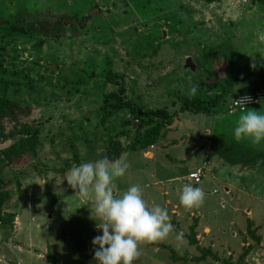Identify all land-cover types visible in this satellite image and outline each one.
Masks as SVG:
<instances>
[{
  "label": "rangeland",
  "instance_id": "rangeland-1",
  "mask_svg": "<svg viewBox=\"0 0 264 264\" xmlns=\"http://www.w3.org/2000/svg\"><path fill=\"white\" fill-rule=\"evenodd\" d=\"M91 14L89 33L75 35L68 29L43 48L37 34L0 33V97L31 106L32 115L24 122L42 126L33 163L41 172L21 176L23 195L15 194L5 207V216L17 218L13 226L0 225V264H52L49 252L60 264H95L92 240L102 235L100 221L90 215V198L68 185L67 174L82 163L103 159L112 139L127 146L140 135L137 120L124 126L133 119L128 111L106 127L102 124L105 101L117 91L107 83L109 71L125 75L126 98L143 111L179 114L155 147L123 155L129 167L116 181L117 190L184 175L198 160L206 170L200 215L193 208H174L163 198L173 231L157 246L141 243L133 264H264V157L231 167L214 154L218 142L264 153V141H236L233 135L244 112L230 115V107L241 94L254 93L250 84L235 87L212 116L181 113L178 100L213 99L221 94L218 82L230 72L264 65V6L252 0H0L4 20H27L28 26L38 18ZM188 59L195 71L186 67ZM193 85L197 92L190 96ZM257 94L260 105L247 111L264 113V92ZM62 169L66 172L60 173ZM180 181L182 187L189 185L185 178ZM142 191L156 196V190ZM249 219L261 243L249 234ZM178 232H183L181 241L175 238ZM193 234L198 245L191 246ZM249 246L254 249L242 262ZM202 249L218 259L193 262ZM184 257L187 262L176 261Z\"/></svg>",
  "mask_w": 264,
  "mask_h": 264
},
{
  "label": "trees",
  "instance_id": "trees-1",
  "mask_svg": "<svg viewBox=\"0 0 264 264\" xmlns=\"http://www.w3.org/2000/svg\"><path fill=\"white\" fill-rule=\"evenodd\" d=\"M208 1L212 3L215 0ZM252 2L264 6V0H252ZM93 19V14L83 18L68 15L55 20L38 18L34 20L35 26H28L27 20L17 19L14 21H6L0 16V33L2 30H7L10 34H20L22 36L37 34L42 37L39 47L43 48L48 39H61L67 34L68 29L73 30L75 35L89 33L87 26ZM107 83L116 86L117 91L110 94L108 100L105 101L102 119L103 126L106 127L118 114L128 111L132 114L133 119L126 122L124 126L131 127L133 125L132 122L137 120L140 135L127 146L123 145L118 139H112L105 150L103 159L114 162L121 160L127 152L136 153L155 147L164 132L174 125L175 118L179 114L171 115L166 109H149L143 111L141 107L136 106L132 100L126 98L127 88L125 75H118L109 71ZM241 83L246 85L249 83L251 90L254 92L252 94L257 95L259 98L257 92H264V65L247 67L242 73L230 72L224 80L218 82L217 86L221 89V94L213 99L203 100L200 98L179 97L178 100L182 105L180 112L195 115H216L226 105L230 92ZM260 103L259 99L257 106ZM139 114L141 117L138 116ZM31 115V106L0 97V146L10 143L9 146L0 150V225L2 226H13L17 218L15 214L5 216V207L15 194L18 196L23 195L24 190L20 177L25 176V174L30 175L41 172L39 166H33V163L38 159L42 126L39 121L32 123L24 122ZM8 125H14V129L8 130ZM214 151L219 159L231 167L248 165L264 157V153L255 152L250 148L241 146L227 145L223 142H218ZM59 172L65 173L66 171L62 169ZM204 178L205 176L202 182ZM202 182L191 185L193 187H200ZM8 217L9 219H7ZM247 222L249 225V234L257 243H261V237H257L255 230H252L254 222L250 219ZM189 243L191 246L198 245L196 234L189 237ZM151 244L157 246L156 242ZM253 249L251 246L246 249L245 254L241 257L242 262L245 261V258ZM35 251L41 252L40 250ZM66 252H68V249ZM49 253V262L52 264H60L58 258ZM208 257L218 259L211 250L202 249V256L194 258L193 262L202 263ZM180 260L187 262L186 257L176 259L177 262ZM226 264L233 263L227 261Z\"/></svg>",
  "mask_w": 264,
  "mask_h": 264
},
{
  "label": "clouds",
  "instance_id": "clouds-1",
  "mask_svg": "<svg viewBox=\"0 0 264 264\" xmlns=\"http://www.w3.org/2000/svg\"><path fill=\"white\" fill-rule=\"evenodd\" d=\"M196 92L197 86L193 85L188 94L194 96ZM236 102L244 106L251 103V97H241ZM233 135L236 141L249 139L253 144L264 141V113L249 110L241 114ZM128 167L122 160L100 159L73 167L67 174L68 185L90 198V215L100 221L97 228L102 235L92 240L95 264H133L140 255L141 243L163 241L173 231L167 209L159 205L150 207L141 186L132 185L117 193L116 181L125 176ZM204 195L199 187L185 185L180 203L190 209L201 204ZM175 238L183 240V232H178Z\"/></svg>",
  "mask_w": 264,
  "mask_h": 264
},
{
  "label": "crops",
  "instance_id": "crops-1",
  "mask_svg": "<svg viewBox=\"0 0 264 264\" xmlns=\"http://www.w3.org/2000/svg\"><path fill=\"white\" fill-rule=\"evenodd\" d=\"M242 95V94H241ZM244 95V94H243ZM214 154H215V156L217 155L216 153H215V151H214ZM201 156V155H200ZM207 158V157H206ZM124 159H126V158H124ZM199 159H200V157H199ZM205 159V158H204ZM219 159V158H218ZM150 162L152 161V160H149ZM202 161H203V159H202ZM217 161V160H216ZM152 162H154V161H152ZM198 162V166L194 169L193 167L188 171H186V173H183L184 175H177V177H172L171 179H169V180H164V181H162L163 179H160L159 181L157 180H154V181H152V182H146L145 184H143V187L141 186V188L142 189H146V190H148L149 192L150 191H153V190H156V196L155 195H153L152 197L150 196V195H148L146 192L145 193H143V198L145 199V201L147 202V204H149V206L150 207H155V203L156 204H158L159 206H163V202L165 201V199H167V200H169L170 199V201H172V203H171V205L175 208H177V209H179V210H182V209H188L189 210V208H185L181 203H180V198H177V196H176V194L177 193H179L180 192V190H182L183 189V187H182V185H181V181L180 180H183L184 178H185V180H186V178L188 177V175L190 174V173H192L194 170H196V169H198V168H204V167H202L201 165H200V163H199V160L197 161ZM200 162H201V160H200ZM218 162V161H217ZM216 165H218V163L216 164ZM220 165H223V164H221V163H219V166ZM227 165V164H226ZM225 167V166H224ZM205 169V168H204ZM205 172H206V170H205ZM205 176H206V173H205ZM225 179H227L228 177L227 176H225L224 177ZM175 179H176V181H175ZM178 181H180V182H178ZM231 181H229V184H231L230 183ZM177 186H179V188L177 187ZM201 190H204V188H206V178H205V180L202 182V185L199 187ZM225 190H226V193L228 194H230V192L229 191H231V189L230 188H228V187H225ZM117 193H119V190H117ZM163 193V194H162ZM147 195V197H144V195ZM164 194H166L165 196H163ZM162 196V197H161ZM155 197V198H154ZM163 198H165V199H163ZM163 200V201H162ZM158 201H162L161 203L162 204H160ZM169 204H170V202H168ZM170 205V206H171ZM194 210H195V212L198 214V215H200V212H202V208L200 207V204L198 205V206H194V207H192ZM192 208H190V209H192ZM166 209V208H165ZM192 215H194V214H192Z\"/></svg>",
  "mask_w": 264,
  "mask_h": 264
},
{
  "label": "built area",
  "instance_id": "built-area-1",
  "mask_svg": "<svg viewBox=\"0 0 264 264\" xmlns=\"http://www.w3.org/2000/svg\"><path fill=\"white\" fill-rule=\"evenodd\" d=\"M241 97H251V103H246L244 106L237 103ZM259 104V98L257 95L254 94H244L240 95L237 98H235L231 104L230 107V114H234L236 112H245L249 108H253ZM205 176V169L204 168H198L195 172H192L188 175L186 178V181L191 185L193 184H200L202 182L203 177Z\"/></svg>",
  "mask_w": 264,
  "mask_h": 264
},
{
  "label": "water",
  "instance_id": "water-1",
  "mask_svg": "<svg viewBox=\"0 0 264 264\" xmlns=\"http://www.w3.org/2000/svg\"><path fill=\"white\" fill-rule=\"evenodd\" d=\"M186 67L191 69V71H195L196 70V65L193 63V61L191 59L187 60Z\"/></svg>",
  "mask_w": 264,
  "mask_h": 264
}]
</instances>
